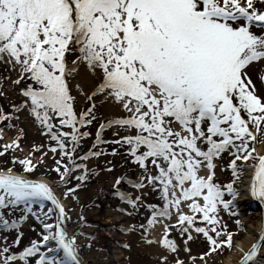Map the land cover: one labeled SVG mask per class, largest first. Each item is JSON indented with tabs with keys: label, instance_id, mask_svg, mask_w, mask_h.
I'll return each mask as SVG.
<instances>
[{
	"label": "snow or ice",
	"instance_id": "snow-or-ice-1",
	"mask_svg": "<svg viewBox=\"0 0 264 264\" xmlns=\"http://www.w3.org/2000/svg\"><path fill=\"white\" fill-rule=\"evenodd\" d=\"M0 64L23 85L22 103L0 110V124L14 127L26 110L47 138V150L33 146L24 157L15 156L19 138L0 146L11 164L0 167V264H84L80 253L91 248L68 232L71 218L52 184L28 178L42 167L56 173L64 199H78L98 175L90 161L119 155L135 165L137 177H117L114 195L132 209L127 215H147L120 230L158 245V264H197L187 246L194 233L208 246L201 260L231 250L222 214L239 215L243 173L251 197L264 201V155L254 154L257 133L264 136V0H0ZM78 98L88 106L78 109ZM97 101L113 114L99 117ZM98 119L85 151L93 135L85 129ZM218 169H230V180L220 181ZM146 192L158 202L145 203ZM29 217L42 231L21 248ZM158 226L159 239L149 238ZM174 231L187 236L183 247L170 239ZM238 264H264V235Z\"/></svg>",
	"mask_w": 264,
	"mask_h": 264
},
{
	"label": "rangeland",
	"instance_id": "rangeland-1",
	"mask_svg": "<svg viewBox=\"0 0 264 264\" xmlns=\"http://www.w3.org/2000/svg\"><path fill=\"white\" fill-rule=\"evenodd\" d=\"M14 79H16V76L11 69L4 64H0V110L4 112H11L13 105H20L22 103V97L19 92L23 85H13L12 80ZM78 79L81 80L85 88L89 86V81L83 75ZM78 100V109L88 106L83 98H78ZM114 111L110 105L101 104L97 101V114L99 117L107 118ZM16 115L19 116V119L10 121L14 127L8 128L5 124H0V130H2L0 131V137H2L0 138V146L12 143L19 138L23 151L17 150L15 156H27L30 154L33 146L38 145H45V150H47V138L41 135L40 127L34 123L29 113L26 110H22L16 113ZM102 122H104V119H98L89 129H85V131H91L93 134L90 139L83 142L85 151L93 143L96 129ZM105 136L111 139V131L105 133ZM254 147L256 148V153L254 154L262 155L264 153V136L257 133V141L254 143ZM258 148L262 154L258 152ZM36 156L39 157L40 153H37ZM51 156L52 154L49 153V156L44 158L46 167L49 169L55 167ZM9 161L10 157L7 155L0 157V167H11ZM107 161H111L112 163L109 165ZM89 167L94 169L98 175L90 177L87 182L81 185L75 194L78 199L75 197L69 199L63 198L65 189L56 186L58 177L54 172H48L45 175L44 168L42 167L35 174L30 175V177H45L54 186L55 192L61 197L71 218L68 223L72 234L77 236L78 243L82 245L91 244V248L86 247L81 252L87 264H158L157 256L160 251L157 256H154L152 251L149 254L145 248H140L137 240L142 238V236L139 231L125 232L120 230L128 229L133 224L143 222L147 215V210L143 208L132 216L127 215L126 212H131L132 209L127 204L120 202L119 198L114 195V184L117 177L125 175L127 178L135 179L138 175L136 166L119 155H109L103 156L99 160L90 161ZM108 167L114 168V171H106L105 169ZM223 167H227V164L225 163ZM217 175L220 181L227 182L231 178V171L229 169L226 172H220L218 169ZM246 176L247 173L242 174L243 183L237 185L239 190L243 186ZM76 183L73 180L69 187H75ZM121 190L134 193V190L127 184L123 185ZM144 200L145 203H157L158 197L155 193L146 192ZM237 204L238 216L229 217L227 213L222 214L224 221L228 224V230L233 235V247L231 250L226 247L221 248L215 253L206 256L204 260H201V254L208 249L205 240L194 233L193 239L187 241L191 256L197 258V264H205V261L207 264H226L228 256L233 252H237L238 248L236 244L238 241H244L247 237H252L254 233L258 235L261 229V216L259 212L255 211L250 203H242L240 196L238 197ZM235 220L240 221L239 225L234 222ZM173 223H175V220H173ZM19 231L23 233L21 240V248H23L31 240L39 238L42 226L34 218L29 217L20 226ZM81 232L84 233L83 236L80 235ZM2 235L3 233H0V236ZM91 237L95 238L91 239ZM170 239H174L178 245L183 247L187 236L182 237L178 232L174 231ZM254 241L245 248V252L239 254L238 261L243 253L249 250ZM9 242H11V237ZM180 258L186 261L189 259L188 254L185 252L180 253Z\"/></svg>",
	"mask_w": 264,
	"mask_h": 264
},
{
	"label": "bare ground",
	"instance_id": "bare-ground-1",
	"mask_svg": "<svg viewBox=\"0 0 264 264\" xmlns=\"http://www.w3.org/2000/svg\"><path fill=\"white\" fill-rule=\"evenodd\" d=\"M258 152L260 154H262V152H260V149L259 148H258ZM41 179H43V180H45V181H47L48 183L51 184V182L47 178H45V177L42 178L41 177ZM249 183H250V173H247V176H246V178L244 180V184L241 187V195H240V199L243 200V202L245 201L246 203H251V200H252L251 197H249V190H248ZM53 189H55V188L53 187ZM61 202H62V200H61ZM62 204H63V202H62ZM162 230H163V228H161V227L158 226L155 230H153L149 234V237L150 238L159 239L160 234L162 233ZM256 237H257V233L256 234L254 233L252 237L249 236L244 241H238L237 244H236L237 245V248H238L237 249V252H233L232 254H230L228 256V258L226 260V264H235V262L238 261L239 254H241L242 252H245L246 251L245 248L247 246H249L251 244V242L256 239ZM137 241L139 242V245H140L139 247L142 248V249L145 248V250H147V252H149V254H151V251H152L153 252V255L154 256H157L158 252L160 251L158 245H148L143 237L140 238V239H138Z\"/></svg>",
	"mask_w": 264,
	"mask_h": 264
},
{
	"label": "water",
	"instance_id": "water-1",
	"mask_svg": "<svg viewBox=\"0 0 264 264\" xmlns=\"http://www.w3.org/2000/svg\"><path fill=\"white\" fill-rule=\"evenodd\" d=\"M264 155V154H263ZM28 178L29 179H41V177H35V178H32V177H29L28 176ZM57 195V194H56ZM250 197H251V195H250ZM251 202H252V204H253V207H254V210L255 211H259L260 212V214H261V222H262V228H261V232H260V234L258 235V237H257V239H256V241H255V243H257L258 242V240H259V237L261 236V235H264V201H260V200H257V199H255V198H252L251 197ZM62 203V202H61ZM67 230H68V232L69 233H71V230L69 229V223H67ZM72 234V233H71ZM80 255H81V257H82V260H83V262H84V264H87V262L85 261V259L83 258V256H82V254L80 253ZM238 264V263H237Z\"/></svg>",
	"mask_w": 264,
	"mask_h": 264
}]
</instances>
